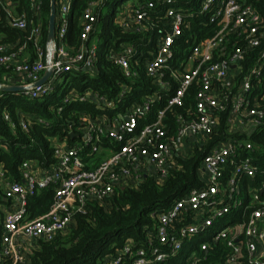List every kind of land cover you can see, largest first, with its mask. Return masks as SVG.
Here are the masks:
<instances>
[{
    "label": "built area",
    "instance_id": "2783aa9c",
    "mask_svg": "<svg viewBox=\"0 0 264 264\" xmlns=\"http://www.w3.org/2000/svg\"><path fill=\"white\" fill-rule=\"evenodd\" d=\"M156 1L163 10L148 3L133 6L121 18H115L126 32L147 33L143 45L151 44V50L123 44L117 52L110 49L106 55L125 80L138 78L135 68L139 66L155 88L134 100L130 93L132 81L118 82V90L111 97L91 87L77 91L69 84L71 76L89 78L92 74L93 79L98 74L99 41L91 37L96 21L94 2L81 18L77 45L67 46L72 0H57L54 40L46 41L43 48L39 0H30V18L14 13L10 1L0 0L9 27L21 32L30 27L27 41L35 54L30 61L25 43L13 48L15 43H3L0 35V70L9 72L0 84L21 87L22 91L16 93L28 100H43L56 94L60 88L56 82L62 79L67 90L64 98H59L58 114L72 103L88 109L80 113L77 123L67 127L66 138L53 140V163L47 170L41 172L25 161L21 182L4 180L0 170L7 202L0 264H27L39 241L68 232L74 217L83 214L88 204L95 203L106 210L119 192L137 189L146 179L162 182L170 174L174 157H188L218 133L223 112L227 114L230 136L213 142L201 159L203 185L191 189L165 210L150 212L153 223L143 240L126 242L105 257L102 264L177 261L186 239L203 234L223 219L228 224L200 241L182 264L206 260L207 247L220 239L230 250L222 264H264V181L258 188L245 184L249 190L242 198L241 180L253 179L256 174L249 156L253 146L243 138L231 136L249 135L264 124V90L253 94L254 86L264 81V48L258 61L242 73L245 55L264 45V20L248 0ZM195 14L204 17L214 30L212 35L184 38L187 18ZM151 16L164 19L157 31L144 26L152 20ZM180 43L183 49H179ZM48 69L51 75L37 85ZM191 87L196 89L193 112L187 111L185 117L173 110L183 106ZM168 113L177 123L174 132L168 126ZM4 119L13 129L8 114ZM37 122L49 126L48 121ZM18 125L27 130L23 118ZM227 165L233 170L225 175ZM43 189L52 190L51 205L44 214L29 218L28 198ZM247 210L250 212L246 215ZM235 212L239 215L234 218Z\"/></svg>",
    "mask_w": 264,
    "mask_h": 264
},
{
    "label": "trees",
    "instance_id": "16d2710c",
    "mask_svg": "<svg viewBox=\"0 0 264 264\" xmlns=\"http://www.w3.org/2000/svg\"><path fill=\"white\" fill-rule=\"evenodd\" d=\"M9 1L14 4V13H24L30 18V0ZM248 1L252 3L264 20V0ZM39 2L42 33L40 46L45 48L50 0H39ZM92 2L95 3L93 13L96 21L91 37H95L99 41V55L96 63L98 74L93 79L86 76H71L69 84L77 91L91 87L99 94H107L111 97L118 90V82L132 81L130 93L134 100H139L145 91L155 89L141 67L135 68L139 74L138 78L125 80L119 68L107 59L106 55L110 49L117 52L123 44H133L139 49L145 48L144 50H151L152 45H143L148 39L147 33L126 32L116 21L113 13L109 16L102 15V8L108 4L109 0H72L65 44L67 46L77 45L81 31V18ZM148 3H155L156 10H163L162 5L156 0H131L128 9ZM55 6L57 7V0ZM151 18L152 20L145 22L144 26L147 30L157 31L164 19L155 16H151ZM187 20L188 26L184 31V38H188L190 35L202 39L214 32L211 26L207 25L204 17L199 14L188 16ZM29 33L30 27L25 32H21L8 26L3 4L0 3L1 41L3 43H15L13 48H18L25 43L27 46L25 54H28L30 61H32L35 54L31 42L27 41ZM183 47L184 45L180 43L179 49H183ZM263 48L264 45L245 55L242 65L243 74L258 61L257 58ZM8 74L9 72L0 70V83L5 81ZM263 90L264 81H261L259 85L254 86L253 94L257 95ZM195 91V87H191L184 98L183 106L175 107L173 111L181 113L185 117L188 116L187 111L193 112ZM17 96L19 94L12 92L0 93V170L4 180L21 182L22 163L26 161L32 165V168L41 172L47 170L53 163V140L66 138L67 127L77 123L80 113L84 110L88 111V109L85 105L78 106V104L72 103L58 114L57 108L60 106V102L55 95L43 100L23 101L24 103L21 105H15L12 103V98ZM92 111L95 113L94 110ZM6 114L14 123L13 129L10 123L4 119ZM20 118L27 122L26 131L21 130L18 125ZM226 118L227 114L221 113L218 133L213 135L205 145L196 147L188 157H174L170 174L162 182L146 179L137 189H125L109 201L106 210L95 203L88 204L83 214L74 217V222L68 232L58 234L49 241H39L36 248L28 256L27 264H102L105 257L121 249L126 242L140 243L146 234L145 232L150 229L153 223L149 216L150 212L165 210L173 201L186 195L191 189L203 185L200 178V161L213 142L228 135L229 126H227ZM37 119L48 121L49 126L46 127L38 123ZM167 122L170 131L174 132L177 123L169 113ZM231 136L243 138L252 144L253 148L249 156L256 167V174L253 179L243 178L240 185L242 189L245 184L249 185L250 188H258L260 183L264 181V124L256 127L249 135L239 136L238 133H234ZM243 153L244 151H240V154ZM232 170L233 166L227 165L225 175ZM52 199L53 192L51 189H43L34 196H30L28 198L29 218H35L47 212ZM6 204L3 188L0 184V238ZM238 212L241 213L242 211ZM238 212L232 216L238 217ZM249 212L250 210H247L246 215ZM144 227L147 228L144 230ZM137 246L139 245L137 244ZM229 252L225 240L220 239L207 247L205 253L207 259L199 264H222ZM199 257L203 258L204 255L200 253ZM176 263L175 259H170L161 264Z\"/></svg>",
    "mask_w": 264,
    "mask_h": 264
},
{
    "label": "rangeland",
    "instance_id": "374dc122",
    "mask_svg": "<svg viewBox=\"0 0 264 264\" xmlns=\"http://www.w3.org/2000/svg\"><path fill=\"white\" fill-rule=\"evenodd\" d=\"M131 3V0H109L108 4L105 5L102 8V15L103 16H109V14L113 13L115 15L116 19H119L122 17V15L125 13V11L128 10V6ZM97 43V42H96ZM99 47V42L97 43ZM93 75L89 74V78H92ZM56 85L60 86L59 90L56 91L55 96L58 98H64V95H66V90L63 80L59 79L56 82ZM28 99L19 94V96L12 98V103L15 105H21L24 103L23 101H27ZM242 189V187H241ZM249 190L248 188L244 187L242 189V198L244 199L246 196V191ZM228 224L227 219H223L222 221L218 222L214 227H212L210 230L204 232L203 234L196 235L192 237L191 239H186L185 245L181 251V255L177 260L176 264H182L183 259L191 252L192 249L196 248L197 244L202 241L208 239L211 235L216 233L218 230L223 228L225 225Z\"/></svg>",
    "mask_w": 264,
    "mask_h": 264
},
{
    "label": "water",
    "instance_id": "95a60500",
    "mask_svg": "<svg viewBox=\"0 0 264 264\" xmlns=\"http://www.w3.org/2000/svg\"><path fill=\"white\" fill-rule=\"evenodd\" d=\"M55 14H56V6H55V0H50V15H49V19H48V27H47V42L50 43L54 40V35H55ZM49 51V50H48ZM49 63V61H47V64ZM51 75V70L48 69L46 70V72L44 73L43 77L41 78V80L37 83V85H41L44 82H46V80L48 79V77ZM22 88L21 87H17V86H2L0 84V92H12V93H16V92H21Z\"/></svg>",
    "mask_w": 264,
    "mask_h": 264
},
{
    "label": "crops",
    "instance_id": "0c3cea01",
    "mask_svg": "<svg viewBox=\"0 0 264 264\" xmlns=\"http://www.w3.org/2000/svg\"><path fill=\"white\" fill-rule=\"evenodd\" d=\"M3 1H6V2H8L9 0H3Z\"/></svg>",
    "mask_w": 264,
    "mask_h": 264
}]
</instances>
